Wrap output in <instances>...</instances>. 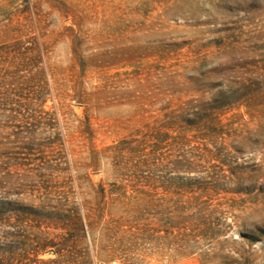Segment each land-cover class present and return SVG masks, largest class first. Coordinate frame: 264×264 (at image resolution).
Segmentation results:
<instances>
[{"label":"rangeland","instance_id":"374dc122","mask_svg":"<svg viewBox=\"0 0 264 264\" xmlns=\"http://www.w3.org/2000/svg\"><path fill=\"white\" fill-rule=\"evenodd\" d=\"M0 264H264V0H0Z\"/></svg>","mask_w":264,"mask_h":264}]
</instances>
